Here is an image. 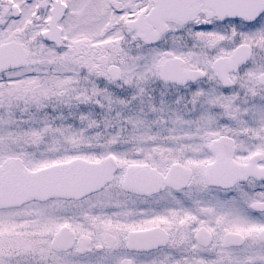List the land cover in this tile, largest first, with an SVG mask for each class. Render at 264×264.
Wrapping results in <instances>:
<instances>
[{
    "label": "snow or ice",
    "instance_id": "6c2138e0",
    "mask_svg": "<svg viewBox=\"0 0 264 264\" xmlns=\"http://www.w3.org/2000/svg\"><path fill=\"white\" fill-rule=\"evenodd\" d=\"M0 264H264V0H0Z\"/></svg>",
    "mask_w": 264,
    "mask_h": 264
}]
</instances>
